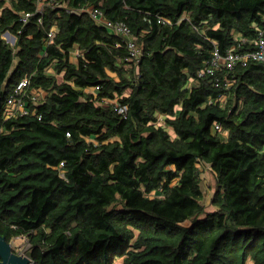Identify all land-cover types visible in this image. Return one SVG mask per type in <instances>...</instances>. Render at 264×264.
<instances>
[{"label":"trees","instance_id":"trees-1","mask_svg":"<svg viewBox=\"0 0 264 264\" xmlns=\"http://www.w3.org/2000/svg\"><path fill=\"white\" fill-rule=\"evenodd\" d=\"M261 28L264 0H0V233L32 264H264V60L206 68Z\"/></svg>","mask_w":264,"mask_h":264},{"label":"built area","instance_id":"built-area-1","mask_svg":"<svg viewBox=\"0 0 264 264\" xmlns=\"http://www.w3.org/2000/svg\"><path fill=\"white\" fill-rule=\"evenodd\" d=\"M38 2L41 4L42 0H38ZM91 14L95 19L98 21L112 26L117 32H120L122 34L128 35L129 29L126 26L124 22H116L113 23L110 20H107L103 17L102 12L99 9H93L90 10ZM30 16V13H25L23 16L24 20H27V18ZM55 28L50 30L49 36L50 38L53 37ZM263 29L261 28V34L263 33ZM256 43L258 44V49L253 52H248L247 54H240L237 51H235L234 47H231L227 50L225 54H222L218 48H216L213 52L211 64H209L206 68L207 71L212 72L214 70V67L220 68V67H232L233 64L238 59H246L250 56H252L255 59H261L264 60V38H259ZM129 48L131 52V56L134 58H137L140 53V48L136 46V43L132 40L129 42ZM206 70L204 69L200 73L203 74ZM30 86V77H24L20 80V82L17 84L13 94L8 99L7 106L8 111L12 114L15 111H19L21 113H26V106H25V97H31L33 100H37L38 97H40L41 93L40 91H37L36 89L28 90ZM126 107H121L120 110L124 111ZM216 128L220 129L221 126L219 124H216Z\"/></svg>","mask_w":264,"mask_h":264},{"label":"rangeland","instance_id":"rangeland-1","mask_svg":"<svg viewBox=\"0 0 264 264\" xmlns=\"http://www.w3.org/2000/svg\"><path fill=\"white\" fill-rule=\"evenodd\" d=\"M8 37L9 41L11 40V37L9 35H6ZM73 59H76L73 57ZM202 173H201V184L203 189L206 191L205 193V199L204 202L207 204L209 208H212L211 206V195L213 191V187L215 184V177L214 174L210 170L209 164H204L201 168ZM12 247L13 249L18 252L27 255V248L29 247V242L25 237L19 236L14 238L12 241Z\"/></svg>","mask_w":264,"mask_h":264},{"label":"water","instance_id":"water-1","mask_svg":"<svg viewBox=\"0 0 264 264\" xmlns=\"http://www.w3.org/2000/svg\"><path fill=\"white\" fill-rule=\"evenodd\" d=\"M5 33H8L6 31ZM4 33V34H5ZM0 264H32L28 255L14 251L12 243L0 233Z\"/></svg>","mask_w":264,"mask_h":264},{"label":"crops","instance_id":"crops-1","mask_svg":"<svg viewBox=\"0 0 264 264\" xmlns=\"http://www.w3.org/2000/svg\"><path fill=\"white\" fill-rule=\"evenodd\" d=\"M6 35H9L11 37V40L10 42L11 43H14L16 41V36L14 34H12L10 31H8V33H5L3 36L9 41L8 37H6ZM77 51L75 50L74 51V54L76 53Z\"/></svg>","mask_w":264,"mask_h":264}]
</instances>
